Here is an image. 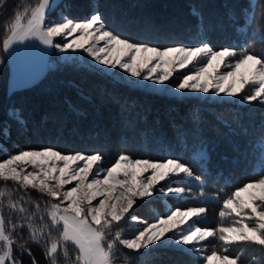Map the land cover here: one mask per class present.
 <instances>
[{
  "label": "trees",
  "instance_id": "trees-1",
  "mask_svg": "<svg viewBox=\"0 0 264 264\" xmlns=\"http://www.w3.org/2000/svg\"><path fill=\"white\" fill-rule=\"evenodd\" d=\"M19 2L0 0V49L7 35L4 25ZM38 2L28 0V5ZM62 4L68 7L64 13L76 21L99 13L107 31L134 43L161 49L208 43L214 50L231 48L238 56L248 52L264 58L261 0H63ZM8 77L9 65L4 63L0 68V129L5 130L0 135V161L19 150L45 147L64 154L99 153L103 168L121 154L151 161L178 159L200 177L193 181L194 189L215 220L220 201L264 175V106L260 104L156 95L74 62L58 63L35 83L11 92ZM28 194L30 199L20 201L28 213L36 212L37 202L41 205L35 226H41V214L50 225L44 203L49 198H41L35 190ZM19 200V193L0 199L6 221L15 222L21 215L5 207ZM21 231L27 240V228L17 229ZM58 236L59 230L53 229L51 238ZM49 240L47 234L39 245L27 240L29 257L21 253L17 245L22 241L17 238L13 257L22 264H32L33 257L36 264H50L44 255ZM76 252L75 246H67V264ZM240 256L243 264H264L258 246L245 247ZM130 258L133 264H202L198 258L167 249ZM57 261L66 264L62 252Z\"/></svg>",
  "mask_w": 264,
  "mask_h": 264
},
{
  "label": "snow or ice",
  "instance_id": "snow-or-ice-1",
  "mask_svg": "<svg viewBox=\"0 0 264 264\" xmlns=\"http://www.w3.org/2000/svg\"><path fill=\"white\" fill-rule=\"evenodd\" d=\"M261 6H264V0H261ZM16 7L14 15L9 18L10 22L4 25L7 33L3 39L5 51L13 44L26 40H38L61 52L82 49L101 65L112 68L119 66L132 77L154 80L157 84L167 81L177 68L183 69L194 62H202V66L194 73L183 77L176 89L208 93L211 88L217 94L235 97L246 88H252V94L244 95L242 99L249 103L258 100L264 104V58L260 55L241 52L239 59L229 64L228 60L237 56V52L231 48L214 50L208 43H202L197 47L161 49L131 42L105 30L99 13L82 21L61 17L57 21L46 22V9L50 7V0H39L35 6L28 5V0H20ZM252 19L250 14L249 22ZM55 37L71 39L59 44L54 43ZM101 42L102 47L99 46ZM222 66L231 70L220 73ZM145 71L147 74L142 75ZM4 131L0 129V135ZM102 159L99 153L64 154L45 147L19 150L0 161V182H3L0 199L6 194L11 196L12 193H19L20 200L10 201L5 207L13 214H21L13 222L11 218L6 221L0 211V243L4 248L3 254H0V264H22L21 260L13 257L17 238L22 241L17 245L21 253L26 252L31 257L27 240L39 245L45 234L50 240L44 255L50 264H58V252L63 253L67 264L69 244L77 250L71 264H115L119 258L117 245L139 252L157 244L168 233L179 236L178 240L173 241L179 245L198 246L209 238H216L220 242V251L214 248L205 255L204 264H243L239 253L230 252L233 247L243 251L244 246H258L264 254V175L237 187L223 200L219 217L222 221L231 218L227 226L221 224L215 229L195 227L190 221L205 214L207 209L176 208L166 217L145 224L142 230L129 239L123 238L122 229L114 235L111 233L114 226L128 219L144 223L133 214L138 200L153 196L161 181L181 176L200 180V177L195 176L192 168L178 159L156 162L121 154L110 167L100 169ZM29 167L32 170H28ZM8 182H12L14 187L9 188ZM68 185L74 186L66 188ZM29 190H35L41 194V198H49L44 203L50 225L41 214V226H35V218L41 207L39 202L34 205L36 212L32 213H28L20 203L31 198ZM160 191L182 196L186 189L161 186ZM61 225L62 230L59 229ZM25 227L28 231L27 240L22 231L17 233V229ZM53 229L59 230L58 238H51ZM195 251H203V248L195 247ZM32 264H36L34 257Z\"/></svg>",
  "mask_w": 264,
  "mask_h": 264
},
{
  "label": "rangeland",
  "instance_id": "rangeland-1",
  "mask_svg": "<svg viewBox=\"0 0 264 264\" xmlns=\"http://www.w3.org/2000/svg\"><path fill=\"white\" fill-rule=\"evenodd\" d=\"M62 2L63 0H50V7L46 9V22L57 21L61 17L70 18V15H67V12L64 13L65 9H67L68 7L67 5L62 4ZM70 39L71 37H68L67 39H64L62 37H55L54 43L63 44ZM99 46L102 47L103 42H101ZM239 57L240 56L237 55L234 58H230L228 60V63H234L236 59H239ZM64 62L83 64L86 67L96 69L127 86L146 90L156 95H165L178 99L197 97L214 103L237 102L240 106H247L248 104L252 103L264 106V104H261L258 100L249 103L242 99L244 95L252 94V88H246L244 92L235 97L226 96L223 93L217 94L215 90L211 88L209 89L208 93H202L193 90L180 91L176 89V85L183 79V77L185 75L194 73L198 68L202 66V62H194L193 64H189L183 69L177 68V70L174 71L173 75L167 81H165L163 84H157L154 80H143L140 77H132L130 73L125 72L119 66H117L116 68H112L107 65H101L98 62L94 61L92 57L82 49H77L75 51L69 49L67 51L61 52L54 47L41 44L38 40H26L22 43H15L7 51L3 49V46L0 49V68L3 67L4 63H8L9 65V92L35 83L49 68L54 67L58 63ZM230 70L231 68L222 66L220 69V73H224ZM146 74V71L142 73V75ZM99 168L106 169L101 167V165H99ZM28 170L32 169L29 167ZM145 175H148V173H146ZM194 180V178L181 176L173 177L170 180L161 181L160 185L157 186L153 196L138 200L136 205H134L133 214L139 217L140 220L144 223L128 219L126 222H122L119 226H114L111 235H114L117 230L122 229L123 238L130 239L138 230H142L145 224H150L162 217H166L171 210H175L176 208H206L207 212L205 214L201 215L200 217L193 218V220L190 221V223L195 227L215 229L221 224L227 226L231 218H227L226 220L222 221L219 217V213H217L216 220L213 219L206 205L204 203L201 204L200 199L198 200L197 193L193 186ZM71 186L74 185H68L66 186V188ZM161 186L183 187L186 189V191L182 196L171 193L165 194L164 192L160 191ZM256 191L258 193V190ZM93 203H96V201H94ZM222 203L223 200L220 201L219 208L222 207ZM111 235L109 236V239L111 238ZM178 239V235L168 233L166 237L157 242V244L150 245L147 249L140 250L139 252H133L128 249H123L122 246L117 245L116 251L119 253V258L116 259L115 264H125V259L127 260V264H133L132 261L134 262V259L130 258V255L145 256L152 253L153 251H161L165 249L176 250L189 256H193L195 258H198V260H200V262L204 264L203 257L205 255L210 254L214 248L215 250L220 251V242L216 238H209V240L201 242V245L198 246L179 245L173 243L174 240ZM195 247H202L203 251L197 252L195 251ZM245 247L248 246H244V248ZM3 251V245L0 243V254H3ZM230 252H232V254L239 253L240 255L242 251H240V249L238 248L233 247L232 249H230Z\"/></svg>",
  "mask_w": 264,
  "mask_h": 264
},
{
  "label": "water",
  "instance_id": "water-1",
  "mask_svg": "<svg viewBox=\"0 0 264 264\" xmlns=\"http://www.w3.org/2000/svg\"><path fill=\"white\" fill-rule=\"evenodd\" d=\"M0 211H1V209H0Z\"/></svg>",
  "mask_w": 264,
  "mask_h": 264
},
{
  "label": "bare ground",
  "instance_id": "bare-ground-1",
  "mask_svg": "<svg viewBox=\"0 0 264 264\" xmlns=\"http://www.w3.org/2000/svg\"><path fill=\"white\" fill-rule=\"evenodd\" d=\"M2 244V243H1Z\"/></svg>",
  "mask_w": 264,
  "mask_h": 264
}]
</instances>
